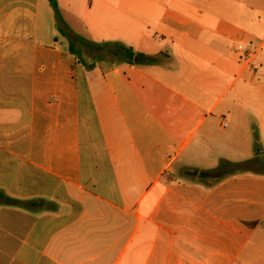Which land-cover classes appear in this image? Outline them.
Segmentation results:
<instances>
[{"label":"crops","instance_id":"0c3cea01","mask_svg":"<svg viewBox=\"0 0 264 264\" xmlns=\"http://www.w3.org/2000/svg\"><path fill=\"white\" fill-rule=\"evenodd\" d=\"M54 1L0 0V264H264V0Z\"/></svg>","mask_w":264,"mask_h":264},{"label":"trees","instance_id":"16d2710c","mask_svg":"<svg viewBox=\"0 0 264 264\" xmlns=\"http://www.w3.org/2000/svg\"><path fill=\"white\" fill-rule=\"evenodd\" d=\"M52 2L56 10V13L59 14L57 3L54 0H52ZM91 47H96L99 51L106 52L104 55H108L109 57H112V60L114 61L117 60L120 63H127V64L137 63L142 65V64H151L156 62V58L142 53H137L133 48H128L120 43H107L102 45L92 44ZM71 51L74 52L73 47H71ZM92 67H94V65H92ZM190 174L192 176H199L202 178L208 175L206 173L199 174L198 172H191ZM18 203L20 202L8 198L6 196H0V204L2 205H16Z\"/></svg>","mask_w":264,"mask_h":264},{"label":"rangeland","instance_id":"374dc122","mask_svg":"<svg viewBox=\"0 0 264 264\" xmlns=\"http://www.w3.org/2000/svg\"><path fill=\"white\" fill-rule=\"evenodd\" d=\"M77 25H78V27L80 29L79 31L83 37V39L81 38V41L86 40L87 43H90L89 42V40H90L89 35H87V33L84 32V30L82 29V27H80V25L78 23H77ZM105 53L106 52H103V54H101L96 47H88V49L86 50L87 57H84V59L87 60L88 65L91 63H94V62L99 63V62H101L100 59H102L105 56L104 55ZM88 55L91 56L92 58H89ZM102 60H104V59H102ZM104 61H106V60H104ZM104 65H106V64H104Z\"/></svg>","mask_w":264,"mask_h":264},{"label":"built area","instance_id":"2783aa9c","mask_svg":"<svg viewBox=\"0 0 264 264\" xmlns=\"http://www.w3.org/2000/svg\"><path fill=\"white\" fill-rule=\"evenodd\" d=\"M256 54H257V49L252 45H248L242 50L241 60L243 63H245L249 66H252L254 63ZM253 67H254V69L257 70V66H253Z\"/></svg>","mask_w":264,"mask_h":264}]
</instances>
